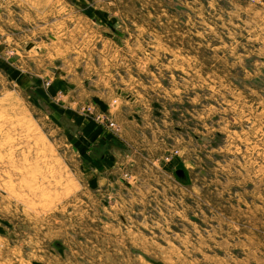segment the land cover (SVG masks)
Wrapping results in <instances>:
<instances>
[{
	"label": "rangeland",
	"instance_id": "obj_1",
	"mask_svg": "<svg viewBox=\"0 0 264 264\" xmlns=\"http://www.w3.org/2000/svg\"><path fill=\"white\" fill-rule=\"evenodd\" d=\"M0 264H264V0H0Z\"/></svg>",
	"mask_w": 264,
	"mask_h": 264
},
{
	"label": "water",
	"instance_id": "obj_2",
	"mask_svg": "<svg viewBox=\"0 0 264 264\" xmlns=\"http://www.w3.org/2000/svg\"><path fill=\"white\" fill-rule=\"evenodd\" d=\"M80 141L85 144L86 146H89L90 144L84 139V138H80Z\"/></svg>",
	"mask_w": 264,
	"mask_h": 264
},
{
	"label": "built area",
	"instance_id": "obj_3",
	"mask_svg": "<svg viewBox=\"0 0 264 264\" xmlns=\"http://www.w3.org/2000/svg\"><path fill=\"white\" fill-rule=\"evenodd\" d=\"M97 119H99V118H97ZM101 119H103V118L101 117ZM110 126L113 127V124H110Z\"/></svg>",
	"mask_w": 264,
	"mask_h": 264
}]
</instances>
